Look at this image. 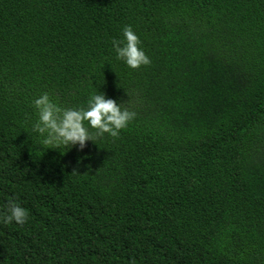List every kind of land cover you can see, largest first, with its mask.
Listing matches in <instances>:
<instances>
[{"label": "trees", "instance_id": "obj_1", "mask_svg": "<svg viewBox=\"0 0 264 264\" xmlns=\"http://www.w3.org/2000/svg\"><path fill=\"white\" fill-rule=\"evenodd\" d=\"M44 91L135 115L61 155ZM0 264H264V0H0Z\"/></svg>", "mask_w": 264, "mask_h": 264}, {"label": "clouds", "instance_id": "obj_2", "mask_svg": "<svg viewBox=\"0 0 264 264\" xmlns=\"http://www.w3.org/2000/svg\"><path fill=\"white\" fill-rule=\"evenodd\" d=\"M139 38L130 25L122 28V39H113L112 47L117 60L129 68L147 65L150 60ZM35 119L31 129L38 135V144L44 150L56 149L63 155L72 147L82 150L86 142L102 137L105 133L115 137L134 117V112L122 108L121 103L106 97L103 91L91 94L84 107H64L49 92H41L31 101ZM84 122H87L86 125ZM79 163V160H78ZM27 211L20 204L8 200L2 216L3 223L22 224Z\"/></svg>", "mask_w": 264, "mask_h": 264}]
</instances>
